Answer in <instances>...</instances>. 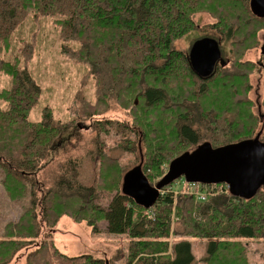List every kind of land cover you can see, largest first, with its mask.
<instances>
[{
  "label": "trees",
  "instance_id": "1",
  "mask_svg": "<svg viewBox=\"0 0 264 264\" xmlns=\"http://www.w3.org/2000/svg\"><path fill=\"white\" fill-rule=\"evenodd\" d=\"M30 1L42 13L51 14L57 5L65 13L60 21L64 37L61 47L70 58L89 67L96 79L99 100L104 105L111 101L124 106L131 103L135 108L133 123L124 125L126 130L121 132L145 141V153L136 143L139 159L135 166H140L150 185L153 186L154 174H162L164 164L169 165L180 154L209 142L207 138L216 140L212 132L217 136L222 131L225 138L231 132L234 138L246 136L235 141L209 142L214 148L253 139L258 134V140L264 143V124L254 137L248 136L247 125L253 115L249 101L238 94L248 89L249 79L247 61L242 62L240 58L264 40L260 37L264 16L251 9L250 0L249 3L245 0H0V40ZM200 8L218 14L219 37L236 39L233 43L236 50L231 42V53L238 58L236 62L229 59L218 62L212 75L206 78L198 76L190 67L186 53L175 48L177 39L196 29L193 16ZM68 40L77 41V48L66 45ZM260 54L259 66L264 71V53ZM0 69L13 77L12 89L4 92L5 96L9 95L8 110L0 112L3 115L0 140L5 139L3 144L0 142V179L11 199L27 203L30 222L26 233L32 229L30 224H34L38 234L39 216L51 229L56 228L62 216L85 222L93 232L103 222L107 234H128L136 239L129 248L128 264L139 255L143 256L136 264H191L194 256L186 239L173 244V258L161 263L156 261L161 256L155 255L166 252L169 247L171 213L175 210L174 216L178 218L175 228L180 237L209 241L205 264H253L248 256L249 245L242 240L264 241V194L261 193L264 184L253 196L245 198L231 194L224 183L212 186L197 183L200 190L207 191L204 199L159 193L155 204L147 208L122 192L123 177L135 166L120 169L114 160L99 159L105 153L99 144L96 161L108 165L104 169L106 182H113L115 188L114 177L122 174L120 189L110 195L108 204L99 205L97 185L88 186L80 181L81 160L73 154L81 137V124L74 126L73 134L65 138L63 135L73 126L70 122L57 121L49 109L43 111L41 120L29 121L28 114L37 103L40 87L26 68L1 62ZM231 70L239 72L230 74ZM96 114L93 106L87 105L83 115L91 118ZM107 123L101 130L95 129V135L100 131L109 135ZM171 145L186 147L172 155L167 150ZM120 148L130 151L135 148V142L131 148ZM88 154L92 156L91 152ZM114 166L118 167L117 171ZM212 187L214 190L220 187V191L210 190ZM69 204L72 207L68 209ZM38 206H43L41 215L36 212ZM149 212L155 215L150 217ZM11 225L4 230L3 226L0 228V263L3 264L23 247L22 240L16 239L26 237L20 223L13 229ZM51 248L57 251L55 246ZM79 257L82 264H105L102 258L90 254Z\"/></svg>",
  "mask_w": 264,
  "mask_h": 264
},
{
  "label": "rangeland",
  "instance_id": "2",
  "mask_svg": "<svg viewBox=\"0 0 264 264\" xmlns=\"http://www.w3.org/2000/svg\"><path fill=\"white\" fill-rule=\"evenodd\" d=\"M245 1L248 2L249 0ZM248 3H245L247 9H249ZM207 4L210 5L209 3ZM223 4L227 8L224 2ZM205 6L208 7L207 5ZM58 7L57 5L51 11V14H48L38 11L34 2L30 1V3L25 4L23 12L18 17L16 23H12L7 27L0 40V64L4 62L8 66L26 68L40 87L41 93L38 96L37 103L31 108L28 114L29 121L35 123L41 120L43 111L49 109L57 121L70 122L73 126L69 133L66 132L63 135L65 138L69 137L71 133L73 134L74 126L81 124V137L76 150L73 152L74 156L81 160L78 170L79 179L88 186L96 184L98 187L97 204L106 205L110 200V195L116 189H120L122 174L115 175V188L113 182H106L105 177H107V174L104 172V169L108 165H104L105 163L101 165L100 161H96L99 158V144L104 147L106 153V156L104 153L99 159L108 158L114 160V163L120 169L122 167L130 168L137 165L139 149L136 147V143L142 148L144 153L146 152V144L143 138L137 135L133 137L129 133L121 132V130H126L124 125H130L134 121L133 110L135 108L131 103L128 106H124L115 101H111L108 105H104L99 100V97H97L96 79L91 74L89 67L85 63L70 58L69 55L63 52V47L61 46L64 37L63 27L60 21L63 20L65 13ZM208 10L206 8L199 9V13L193 16L197 24L196 29L177 39L175 41V48L188 55L189 48L196 39L203 36H210L220 41L221 63L225 62L226 59L232 62L238 61V58L231 53V42L232 47L236 50L233 45L236 39H231L230 37L226 39L225 36H222V38L219 37L218 31L220 27L218 14ZM13 11L16 12V9L14 8ZM220 13L224 14V12ZM225 14L227 15V13ZM261 36L264 37V31L260 32ZM77 43V41L68 40V43L65 44L75 49L78 46ZM263 43L264 40L256 48L248 51L243 58H240L242 62L247 61V74L249 75L248 89L244 88L238 94L245 101H249L248 107L253 115L250 117L251 122L247 125L249 129L246 130L249 131L248 136L250 137H254L264 124V71L259 66L261 60L260 48ZM238 72L239 70H231L230 74ZM12 85L13 77L6 73L5 70L2 71L0 69V112H6L8 110L9 102L6 101V98L9 95L5 96L4 92L12 89ZM87 105H92L93 112H97L98 114L91 118L85 117L83 114L87 110ZM2 117L3 115H0V122ZM105 122H108L106 126L110 129L109 135L105 136L104 131H100L98 136L95 135V129L98 131L101 130L100 128L105 125ZM11 126V129H14L15 126ZM210 134L213 138H216L214 141L212 138L206 139L211 144L222 142L224 141L223 139L235 141L241 137H246L240 136L239 138H234V132H231L226 138L222 131L217 136L213 132ZM3 136L7 137L5 134ZM66 141L67 139L63 143ZM0 142L3 144L5 139L0 140ZM130 142L132 143L130 144ZM134 142L135 148L130 149V151H123L120 148L121 146L131 148ZM185 147L183 146L181 148L171 145L167 150L168 153L174 155L183 151ZM64 149L68 151L65 145ZM89 152L92 153V156L88 154ZM67 155L70 156V154ZM114 167L117 171L118 167ZM167 171L168 164H164L162 166V174H154L152 176L151 183L154 187L156 186L155 183ZM46 176H48V173L44 174V178ZM39 180L38 183L41 182V178ZM186 184L183 178H179L168 188L164 189V194H172L174 197L179 195L194 197L191 190H182L186 188ZM5 187L0 179V228L3 226L4 230L5 226L12 224L13 229L17 223H20L21 230L26 233L29 225L27 223L30 217V215L28 216L27 203L25 201L23 203L20 200L11 199V196L6 194ZM210 190L219 192L220 187H217L215 190L212 187ZM261 193L264 194V190ZM39 200L40 195L37 194L38 204H40ZM71 207V204H69L68 209ZM44 208L46 209L47 206H44ZM155 208L152 210L155 211ZM42 210L43 206H38L36 212L41 215ZM25 211L26 213L23 215ZM174 214L175 210H172L171 235L167 238L169 247L166 252L155 255L161 256V261H156L161 263L167 261L169 258H173V244L186 239L191 244V252L194 256V261L191 264H205L204 258L207 257L206 247L209 241L202 238L180 237L176 233L177 229L175 227L178 218ZM154 215V212H149L150 217ZM77 217H83V215ZM37 224L38 226L41 225L38 234L34 228V224H30L32 229L26 233V237L16 239L22 240L20 246L23 247L5 264H82L79 256L83 254H90L95 258H102L103 263L107 261L109 264H128L129 248L133 246L136 240L130 238L128 234H107L104 231L103 222H99L97 232H93L92 228L88 227L85 222H75L68 216H62L56 228L53 229L49 228L48 224L45 225L40 216L38 217ZM33 233L35 236H29ZM242 242L249 245L248 256L251 262L253 264H264V241L242 240ZM51 246H55L57 253L54 252ZM141 256L143 255H139L130 264H136L138 258Z\"/></svg>",
  "mask_w": 264,
  "mask_h": 264
},
{
  "label": "water",
  "instance_id": "3",
  "mask_svg": "<svg viewBox=\"0 0 264 264\" xmlns=\"http://www.w3.org/2000/svg\"><path fill=\"white\" fill-rule=\"evenodd\" d=\"M250 6L264 16V0H250ZM219 42L204 36L191 44L187 57L198 76H211L216 64L221 63ZM261 49L264 53V44ZM258 135L215 148L209 142L198 144L174 158L155 187L149 184L140 166H135L124 175L122 192L148 208L155 204L161 187L183 178L188 183H224L231 194L249 198L264 184V143Z\"/></svg>",
  "mask_w": 264,
  "mask_h": 264
},
{
  "label": "built area",
  "instance_id": "4",
  "mask_svg": "<svg viewBox=\"0 0 264 264\" xmlns=\"http://www.w3.org/2000/svg\"><path fill=\"white\" fill-rule=\"evenodd\" d=\"M189 189L193 192V195L197 196L199 200L204 199V197L207 194V191L204 189H199V186L196 183L186 184V188H183L182 190ZM164 193V189L160 191V194Z\"/></svg>",
  "mask_w": 264,
  "mask_h": 264
},
{
  "label": "bare ground",
  "instance_id": "5",
  "mask_svg": "<svg viewBox=\"0 0 264 264\" xmlns=\"http://www.w3.org/2000/svg\"><path fill=\"white\" fill-rule=\"evenodd\" d=\"M207 185H210V184H207ZM155 254V253H154ZM169 264V263H168Z\"/></svg>",
  "mask_w": 264,
  "mask_h": 264
},
{
  "label": "flooded vegetation",
  "instance_id": "6",
  "mask_svg": "<svg viewBox=\"0 0 264 264\" xmlns=\"http://www.w3.org/2000/svg\"><path fill=\"white\" fill-rule=\"evenodd\" d=\"M264 44V43H263Z\"/></svg>",
  "mask_w": 264,
  "mask_h": 264
}]
</instances>
